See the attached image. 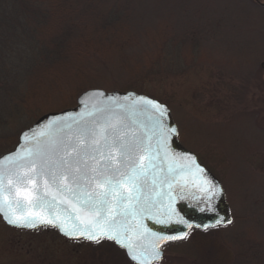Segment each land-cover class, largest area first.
Instances as JSON below:
<instances>
[{"label":"rangeland","instance_id":"rangeland-1","mask_svg":"<svg viewBox=\"0 0 264 264\" xmlns=\"http://www.w3.org/2000/svg\"><path fill=\"white\" fill-rule=\"evenodd\" d=\"M79 1L88 49L65 63L69 72L42 106L61 109L90 87L133 90L167 104L181 145L222 183L232 223L193 229L166 244L156 264H235L248 239L264 242V7L252 0ZM14 33L20 43L25 32ZM34 122L2 131L0 156ZM0 264L133 263L108 240L11 228L0 216Z\"/></svg>","mask_w":264,"mask_h":264},{"label":"snow or ice","instance_id":"snow-or-ice-1","mask_svg":"<svg viewBox=\"0 0 264 264\" xmlns=\"http://www.w3.org/2000/svg\"><path fill=\"white\" fill-rule=\"evenodd\" d=\"M166 114L165 106L137 96L131 105L105 106L88 113L93 117L91 121L81 117L76 121L75 132L71 125L53 119L46 125L43 145L37 141L34 148H25L4 158L9 166L0 167V213L8 224L18 227L52 226L73 239L83 238L97 244L105 239L114 241L127 249L132 260H139V264L161 259L160 241L187 239L188 233L157 236L153 232L155 242L150 252L137 255L131 237L126 235L134 230L129 227L130 218L154 219L160 214V208L153 196L162 195L156 189L167 184L171 190L182 181L187 184L184 178L188 176L194 178L192 183L207 201L221 191L211 181L199 178L204 170L194 157L168 153V137L176 134V129L163 123ZM142 115L147 117V122L137 119ZM58 195L63 197L61 203L71 205L68 219L74 223L70 228L58 214H45V210L56 207ZM168 197L164 213L168 219H157L156 223L166 225L172 216L178 215L171 192ZM207 210L215 211L211 206ZM200 211L205 208L201 207ZM177 222L187 224L182 219ZM231 223V219L219 217L203 227ZM138 226L148 231L146 226Z\"/></svg>","mask_w":264,"mask_h":264},{"label":"trees","instance_id":"trees-1","mask_svg":"<svg viewBox=\"0 0 264 264\" xmlns=\"http://www.w3.org/2000/svg\"><path fill=\"white\" fill-rule=\"evenodd\" d=\"M80 3L79 0H0V133L10 127L22 128L25 122L36 120V123L47 113L72 108L80 93L89 89L80 88L61 109L47 111L42 106L62 75L69 72L70 67L65 63L88 49L86 43L91 40L86 36L88 29L76 18L80 11L85 12ZM18 29L25 32L20 34V43L18 34L14 33ZM27 30L29 37H25ZM25 40L31 42V48L25 47ZM133 85L129 84L128 88ZM245 245V253L237 255L235 264H264V242L255 246L253 239H248Z\"/></svg>","mask_w":264,"mask_h":264},{"label":"water","instance_id":"water-1","mask_svg":"<svg viewBox=\"0 0 264 264\" xmlns=\"http://www.w3.org/2000/svg\"><path fill=\"white\" fill-rule=\"evenodd\" d=\"M262 65L264 66V62ZM101 92L104 93L103 96L99 95V93ZM137 96L146 97L166 107L167 114L163 118V123L168 128L176 129V134H172L168 137V146H167L168 153L173 156L190 155L194 157L196 163L204 170V173L199 178L201 180L207 179L211 181L214 185H217L221 189V191L217 195L213 196L210 201H207L206 199L203 198V194L200 192L199 188L194 183H192V180L194 178L191 176L184 178L188 180L187 184H184L182 181L181 184L179 185L174 184L171 190L168 188L167 184H164L162 188L156 189V191H159L162 193V195L159 197L153 196V199H156L158 201L157 207L160 208V214L157 215L154 219H148L147 216L138 218L137 220H132L130 218L129 227L134 230L129 231L126 234L127 236L131 237L130 242L133 245L134 253L137 255H140L141 252H144L145 254H147V252H150L151 246L155 242V237L151 235V233L153 232L156 233L157 236L181 235L185 232L189 234V232L193 228L206 230L203 226L213 224L219 217H223L225 220L231 219L232 221V216L230 214L229 205L225 199V192H224V188L221 182L211 173V171L207 167H205L204 165L200 163L198 156L194 152L190 151L189 149L181 145L179 141L178 125L174 122L171 116V110L167 104L162 103L161 101L151 96H148L146 94L139 93L136 91H132V90L130 91H118V90L106 91L101 88L88 89L84 91L82 94H80V96L77 99V104L75 107H72L70 109H66L60 112L48 113L42 116L32 126L24 129L19 135V142L16 145V147L13 150L0 156V167L6 168L9 166V162L4 159L8 155L10 154L14 155L17 152H23L25 148H34L37 144V141H39L41 145H43L46 142V137L45 135H43L45 132H47L46 125H48L49 122L52 121L53 119H58L61 122V124L71 125L72 132H75L77 130L76 121H79L81 117H83L86 120L91 121L93 117L89 116L88 113L94 112L96 109L102 108L105 106L115 107L117 104L131 105L133 100ZM109 97H111L112 99H109ZM125 97H130V98L125 100ZM137 119L147 122V117L143 115L137 117ZM133 130H136L135 126H133ZM24 134H27V138H25ZM137 134L139 135L140 132L137 131ZM153 146L155 147V139L153 140ZM161 156H163V151L161 152ZM169 192H171V196L175 198V207L177 209L178 215L172 216L171 221L168 224L162 225L160 223H156V220L157 219H165V220L168 219V217L164 215V213L166 210V205L169 202V197H168ZM181 196H183L184 199H180ZM61 199H63V197L58 195L56 207L45 210V214L51 215V216H55L58 214L61 220L65 222L66 226L70 228L72 224L74 223L72 219H68V216L71 213V205L68 203H61L60 202ZM73 203L75 202L73 201ZM209 206L214 208L215 211H208L207 208ZM201 207H204L205 211L201 212L200 211ZM37 211L39 210L37 209ZM153 212H155V209H153ZM0 216L5 222V224L10 227L34 230L32 228L18 227L16 225L8 224L6 220L4 219L3 213H0ZM181 219L183 221H186L187 224H191L192 227L188 228L187 224L182 223V222H177ZM139 224L146 226L148 231L144 232V228L139 227L138 226ZM197 225H199L200 227H197ZM40 227H46V226L41 225L35 229H38ZM49 227H52V226H49ZM54 228H56L59 231L57 227H54ZM209 228H212V227H209ZM142 232L144 234L143 236H140L139 234ZM59 233L65 236L62 232L59 231ZM69 239H73V238H69ZM179 240H183V239H179ZM179 240H174V241H179ZM169 242H172V240L159 242V250L162 253V258L159 260H150L149 264H155L163 259L164 250L162 247L166 243H169ZM116 245L122 248L120 245L118 244ZM122 249H124L128 259L133 264H139V260H132L131 256L128 254L127 249L125 248H122Z\"/></svg>","mask_w":264,"mask_h":264},{"label":"flooded vegetation","instance_id":"flooded-vegetation-1","mask_svg":"<svg viewBox=\"0 0 264 264\" xmlns=\"http://www.w3.org/2000/svg\"><path fill=\"white\" fill-rule=\"evenodd\" d=\"M253 2L259 4L260 6H263L264 7V3L261 2L260 0H252Z\"/></svg>","mask_w":264,"mask_h":264}]
</instances>
